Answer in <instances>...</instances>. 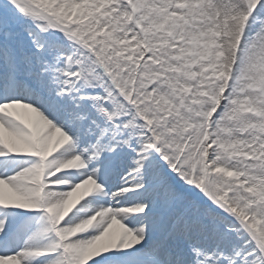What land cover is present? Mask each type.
I'll return each instance as SVG.
<instances>
[{"label": "snow or ice", "instance_id": "6c2138e0", "mask_svg": "<svg viewBox=\"0 0 264 264\" xmlns=\"http://www.w3.org/2000/svg\"><path fill=\"white\" fill-rule=\"evenodd\" d=\"M0 264H264V0H0Z\"/></svg>", "mask_w": 264, "mask_h": 264}]
</instances>
